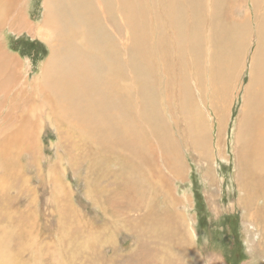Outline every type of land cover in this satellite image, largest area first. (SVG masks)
<instances>
[{
    "label": "rangeland",
    "instance_id": "obj_1",
    "mask_svg": "<svg viewBox=\"0 0 264 264\" xmlns=\"http://www.w3.org/2000/svg\"><path fill=\"white\" fill-rule=\"evenodd\" d=\"M47 2L0 3V264H264L238 161L264 0L59 2L63 32Z\"/></svg>",
    "mask_w": 264,
    "mask_h": 264
},
{
    "label": "bare ground",
    "instance_id": "obj_2",
    "mask_svg": "<svg viewBox=\"0 0 264 264\" xmlns=\"http://www.w3.org/2000/svg\"><path fill=\"white\" fill-rule=\"evenodd\" d=\"M51 1H52V6H49V3L47 2V6H46L47 18L46 19L52 17L55 23L54 25H56V27L58 28L60 32H63V21L61 20L63 18L59 12L61 10L56 8V6H58L59 2L62 6L63 4L64 5L73 4L78 1L82 2L83 0H75V2L72 0H51ZM0 3H2V0H0ZM121 3H122L124 10L126 11L127 10L126 8L128 6V0H121ZM129 6H130V2H129ZM93 14H94L93 8L86 7L83 9L82 17H84V19L86 20L88 17L92 16ZM56 21H58V23ZM260 24H261V27H259V38L261 37L263 40L264 39L263 38L264 37L263 35L264 34V19L263 21H260ZM241 26L242 25L240 23L237 24L233 32L232 41L235 45L238 43V37H239L238 35L241 34V28H240ZM57 37L60 38L59 36ZM48 39H50L55 44L54 38L51 37ZM111 54H109L110 55L109 59L112 56ZM260 56H261L262 64L264 65V48L260 52ZM58 62H60V59L58 58V54L54 52L53 57L50 59L49 64H48L52 72L50 78L54 80V82H56L57 79L55 77L56 73L55 71H53L52 67L56 66ZM6 65H9L11 67L13 66L11 64V57L7 52L5 53L1 51L0 52V67L4 69ZM64 76L67 77L66 75ZM90 82L91 83H87V82L84 83L85 87H82V88L84 91L85 90L86 91L83 94L87 97L91 96V98H95L96 96L98 97L96 88L93 87L94 82L92 80ZM113 91L114 90H111L110 92L113 93ZM110 92L102 97V101H105V100L109 101L111 107H113L116 105L117 102L112 101L114 99V96ZM258 95L261 97L259 98L264 101V91ZM119 98L120 96L117 95L116 99H119ZM260 107H261L260 100H255L253 104H249L247 114L241 125V133L243 135L244 141H243V149L238 157V161L240 165L242 166V171H243L244 178H245V181L243 183L246 189V199L248 203L250 202L249 200L254 199L255 196L264 198V112L261 115L258 114ZM117 110H118V107H117ZM111 119L116 122L119 120V119L116 120L113 117H111ZM124 119H125V116L121 118L120 122L118 123L119 126L122 125ZM118 125L117 124L108 125L107 133H110L116 130L117 128H119ZM115 141L122 146H128L130 143V136L128 134L125 136H120ZM246 199H245V202H246ZM260 212L263 213L262 211Z\"/></svg>",
    "mask_w": 264,
    "mask_h": 264
}]
</instances>
